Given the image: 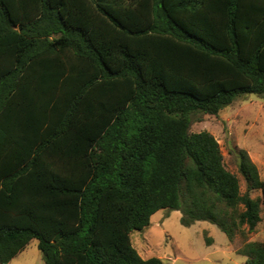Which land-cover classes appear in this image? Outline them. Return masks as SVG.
<instances>
[{
	"label": "trees",
	"instance_id": "16d2710c",
	"mask_svg": "<svg viewBox=\"0 0 264 264\" xmlns=\"http://www.w3.org/2000/svg\"><path fill=\"white\" fill-rule=\"evenodd\" d=\"M245 93L264 94V0H0V264L32 239L44 264H163L130 239L159 209L253 231L256 165L238 151L241 193L189 130ZM238 253L264 264V241Z\"/></svg>",
	"mask_w": 264,
	"mask_h": 264
},
{
	"label": "rangeland",
	"instance_id": "374dc122",
	"mask_svg": "<svg viewBox=\"0 0 264 264\" xmlns=\"http://www.w3.org/2000/svg\"><path fill=\"white\" fill-rule=\"evenodd\" d=\"M191 132L206 131L217 140L223 164L239 179L241 193L246 184L238 172V151L244 149L264 178V94L245 93L217 114H191ZM261 198L259 190L249 192ZM180 210L159 209L142 230L130 232L131 244L144 259L158 257L163 264H245L238 253L247 241H264V206L253 231L247 225L237 228L232 239L216 224L197 220L187 226L180 222ZM210 244H207V242ZM8 264H44L37 240L32 239Z\"/></svg>",
	"mask_w": 264,
	"mask_h": 264
},
{
	"label": "clouds",
	"instance_id": "9594fccd",
	"mask_svg": "<svg viewBox=\"0 0 264 264\" xmlns=\"http://www.w3.org/2000/svg\"><path fill=\"white\" fill-rule=\"evenodd\" d=\"M140 256V255H139ZM141 257V256H140Z\"/></svg>",
	"mask_w": 264,
	"mask_h": 264
}]
</instances>
